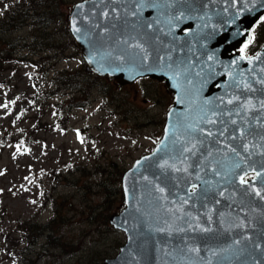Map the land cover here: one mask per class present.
Masks as SVG:
<instances>
[{
  "label": "water",
  "instance_id": "obj_1",
  "mask_svg": "<svg viewBox=\"0 0 264 264\" xmlns=\"http://www.w3.org/2000/svg\"><path fill=\"white\" fill-rule=\"evenodd\" d=\"M263 16L264 0L74 5L87 73L175 94L162 140L123 177L110 222L126 243L104 264H264V49L239 51Z\"/></svg>",
  "mask_w": 264,
  "mask_h": 264
},
{
  "label": "rangeland",
  "instance_id": "obj_2",
  "mask_svg": "<svg viewBox=\"0 0 264 264\" xmlns=\"http://www.w3.org/2000/svg\"><path fill=\"white\" fill-rule=\"evenodd\" d=\"M81 1L64 0L66 23L56 21L45 34L30 21L2 36L7 51L0 53L26 62L0 70V264H104L117 257L126 235L110 219L125 209L123 174L156 147L173 104L157 80L119 86L98 76L89 94L69 93L86 107L59 113L56 105L70 97L52 95L54 79L64 70L82 77L87 66L68 19ZM12 2L0 0V18ZM39 43L56 50L42 51ZM41 57L47 74L33 77L32 62ZM33 92L48 98L33 102L27 97ZM55 217L51 235L65 246L46 237L29 248L18 241L24 223L43 226Z\"/></svg>",
  "mask_w": 264,
  "mask_h": 264
},
{
  "label": "trees",
  "instance_id": "obj_3",
  "mask_svg": "<svg viewBox=\"0 0 264 264\" xmlns=\"http://www.w3.org/2000/svg\"><path fill=\"white\" fill-rule=\"evenodd\" d=\"M64 6V0H15L12 2L11 6L8 7L3 13L4 16L0 18V48L1 51H7V47L3 49L6 42L2 40L3 34L7 31L9 32H16L20 28L27 26L28 23L31 21L32 26L37 28L43 34H45L47 27H50L55 24L56 21L61 20L66 23L65 21V14H61L62 9ZM43 43H39L38 47L42 49V51H51L56 50L53 44L48 46H43ZM58 48V46H57ZM59 50V49H58ZM0 53V70L6 66H13L19 65L21 61H26L25 58L20 60V58H14L11 54L2 55ZM45 58L41 57L39 61L32 62L33 66L36 68L35 72H32L31 75L33 77L42 76L44 77L47 74V71L44 69V64L42 61ZM88 74L86 71L82 73V77H79V72L76 70L68 71L64 70L58 73L57 77L54 79V83H57V90L52 95H56L58 93H63V95H69V100H64L62 103L56 105L58 108L59 113L65 114V111H71L75 109H81L86 107L88 104L83 102L82 99H76L73 95L69 93H80L84 92L85 94H89L91 90L96 86L97 80L100 78L96 75H93L95 80L92 81L84 88V85L87 81ZM37 82V80H36ZM37 89H41V85L38 82ZM51 95V96H52ZM82 95L81 97H83ZM27 97L31 99L33 102L38 100V97H45L48 98L46 95L41 96L40 93L33 92L32 94H28ZM57 125V124H56ZM55 127V126H54ZM52 126L49 124V128L51 129ZM57 217L51 222L46 225H39V224H23L22 225V236L18 241L25 245V247L29 248L30 246H34L37 244V241L42 237H46L49 243L53 244V239L57 240L62 246H65L61 240H59L57 235H51L53 232V225ZM26 225V226H24ZM59 245V244H58Z\"/></svg>",
  "mask_w": 264,
  "mask_h": 264
},
{
  "label": "flooded vegetation",
  "instance_id": "obj_4",
  "mask_svg": "<svg viewBox=\"0 0 264 264\" xmlns=\"http://www.w3.org/2000/svg\"><path fill=\"white\" fill-rule=\"evenodd\" d=\"M262 24V23H261ZM262 30H261V26L259 27V26H257V28L255 29V31L253 32V34H252V39H251V42L249 43V44H247V45H245V47H248V46H250L251 45V43H252V40H253V38L254 37H257V38H259L260 39V36L262 35ZM244 47V48H245ZM252 56V55H251Z\"/></svg>",
  "mask_w": 264,
  "mask_h": 264
},
{
  "label": "snow or ice",
  "instance_id": "obj_5",
  "mask_svg": "<svg viewBox=\"0 0 264 264\" xmlns=\"http://www.w3.org/2000/svg\"><path fill=\"white\" fill-rule=\"evenodd\" d=\"M241 182L242 183L246 182L243 177H241Z\"/></svg>",
  "mask_w": 264,
  "mask_h": 264
}]
</instances>
